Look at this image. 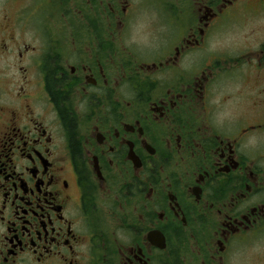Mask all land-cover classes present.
<instances>
[{"label": "flooded vegetation", "instance_id": "obj_1", "mask_svg": "<svg viewBox=\"0 0 264 264\" xmlns=\"http://www.w3.org/2000/svg\"><path fill=\"white\" fill-rule=\"evenodd\" d=\"M0 264H264V0H0Z\"/></svg>", "mask_w": 264, "mask_h": 264}, {"label": "rangeland", "instance_id": "obj_2", "mask_svg": "<svg viewBox=\"0 0 264 264\" xmlns=\"http://www.w3.org/2000/svg\"><path fill=\"white\" fill-rule=\"evenodd\" d=\"M245 27V25H242V29ZM242 33H243V30H242Z\"/></svg>", "mask_w": 264, "mask_h": 264}]
</instances>
